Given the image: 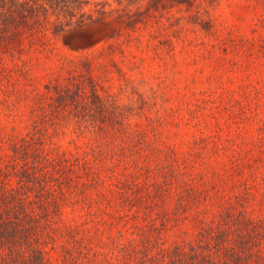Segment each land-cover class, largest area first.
<instances>
[{"label": "rangeland", "instance_id": "1", "mask_svg": "<svg viewBox=\"0 0 264 264\" xmlns=\"http://www.w3.org/2000/svg\"><path fill=\"white\" fill-rule=\"evenodd\" d=\"M238 191L264 213V0H0V201L45 204L64 264Z\"/></svg>", "mask_w": 264, "mask_h": 264}, {"label": "trees", "instance_id": "2", "mask_svg": "<svg viewBox=\"0 0 264 264\" xmlns=\"http://www.w3.org/2000/svg\"><path fill=\"white\" fill-rule=\"evenodd\" d=\"M7 199L0 201V264H64L69 250L57 243L55 230L43 229L48 225L42 222L50 213L47 206L39 204L33 211L19 195ZM245 200L240 191L224 194L226 207L218 217L210 216L205 225L199 217L193 227L178 224L168 240L161 229L155 238L132 229L136 240L130 239L132 248L120 264H264V213L252 216ZM180 219L171 218L172 226ZM57 248L60 253L51 254Z\"/></svg>", "mask_w": 264, "mask_h": 264}]
</instances>
